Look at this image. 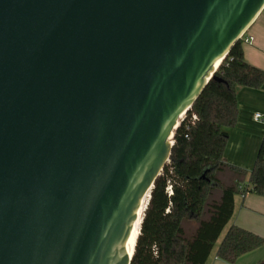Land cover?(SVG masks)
Instances as JSON below:
<instances>
[{"label":"water","instance_id":"obj_1","mask_svg":"<svg viewBox=\"0 0 264 264\" xmlns=\"http://www.w3.org/2000/svg\"><path fill=\"white\" fill-rule=\"evenodd\" d=\"M263 8L0 0V264H130L181 118Z\"/></svg>","mask_w":264,"mask_h":264},{"label":"trees","instance_id":"obj_2","mask_svg":"<svg viewBox=\"0 0 264 264\" xmlns=\"http://www.w3.org/2000/svg\"><path fill=\"white\" fill-rule=\"evenodd\" d=\"M241 43L234 44L216 70L221 81L209 80L175 130L130 264H208L212 256L234 264L263 245L260 236L230 222L236 196H264V136L249 172L223 161L228 131L237 121V89L258 90L264 84V70L245 62Z\"/></svg>","mask_w":264,"mask_h":264},{"label":"crops","instance_id":"obj_3","mask_svg":"<svg viewBox=\"0 0 264 264\" xmlns=\"http://www.w3.org/2000/svg\"><path fill=\"white\" fill-rule=\"evenodd\" d=\"M247 38H250L246 41ZM245 62L264 70V8L241 40ZM238 107L235 126L228 131L223 154L226 164L249 172L264 136V84L258 89L240 87L236 92ZM259 114L260 119L254 116ZM238 228L260 236L264 241V196L246 194L235 197V212L230 222ZM264 242L258 249L238 258L234 264H263ZM208 264H227L212 256Z\"/></svg>","mask_w":264,"mask_h":264},{"label":"bare ground","instance_id":"obj_4","mask_svg":"<svg viewBox=\"0 0 264 264\" xmlns=\"http://www.w3.org/2000/svg\"><path fill=\"white\" fill-rule=\"evenodd\" d=\"M219 64H220V61H218V63L216 64L215 68H218L217 66H219ZM140 222H141V214H140V216H138V219H137V221H136V223H135V225L133 227V230H134L135 234H134V237H133V239L131 241L130 251H129V254H128L129 256H131L132 253H133V247H134V244H135V240L137 238V235L139 234L138 231H139V227H140Z\"/></svg>","mask_w":264,"mask_h":264},{"label":"built area","instance_id":"obj_5","mask_svg":"<svg viewBox=\"0 0 264 264\" xmlns=\"http://www.w3.org/2000/svg\"><path fill=\"white\" fill-rule=\"evenodd\" d=\"M245 33H246V32H245ZM245 33L241 36V38H240L241 40L244 38ZM249 39H250V38H247L246 41H248ZM184 117H185V115L181 118V121L183 120ZM260 118H261V116H260L259 114H257V115L254 116V119H255V120H258V119H260ZM195 119H196L195 115H192L191 118H190V123L193 124V121H194ZM166 190H167V193L170 195V194H171V189H170V187H167Z\"/></svg>","mask_w":264,"mask_h":264}]
</instances>
